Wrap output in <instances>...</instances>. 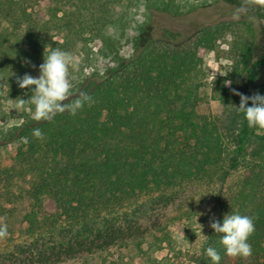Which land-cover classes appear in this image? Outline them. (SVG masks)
<instances>
[{
    "label": "trees",
    "instance_id": "obj_1",
    "mask_svg": "<svg viewBox=\"0 0 264 264\" xmlns=\"http://www.w3.org/2000/svg\"><path fill=\"white\" fill-rule=\"evenodd\" d=\"M200 1L0 0V120H23L3 141H19L18 169L10 176L4 172L7 184L14 175L27 179L23 223L25 235L32 238L20 250L18 264L79 259L84 264H91L90 259L137 264L115 257L126 249L145 252L148 230L127 218L135 202L190 182L223 186L245 160L247 173L228 201H220L216 220L222 223L226 214L252 217L253 254L247 259L226 256L222 234L210 227L193 264H213L205 254L208 247L219 252L220 264H264V130L249 128L241 113L235 154L224 167L225 136L211 115L197 112L209 53L228 62L222 79L225 97L240 104L233 90L243 77L246 96L264 95V51L257 52L264 46V6L247 4L251 13L238 19L187 30L173 26L184 13L197 10ZM139 3L146 11L145 23L130 13ZM60 35L62 41L56 40ZM97 40L99 56L110 65L84 75L72 90V99L81 92L91 95V105L75 116L66 111L39 122L25 113L34 111L32 106L16 108L20 98L32 95L31 89L18 86L17 78L39 76L45 48V54L59 48L72 58L80 51L85 58ZM36 128L43 140L33 136ZM251 143L254 148L245 159ZM45 200L53 203L52 212ZM160 262L149 257L145 264Z\"/></svg>",
    "mask_w": 264,
    "mask_h": 264
},
{
    "label": "rangeland",
    "instance_id": "obj_2",
    "mask_svg": "<svg viewBox=\"0 0 264 264\" xmlns=\"http://www.w3.org/2000/svg\"><path fill=\"white\" fill-rule=\"evenodd\" d=\"M200 3L197 10L188 15L184 13L180 22L173 26L187 30L199 23L238 19L251 13V6L245 5L244 0H201ZM41 9L45 12L44 7ZM130 13L140 23L147 21L146 11L141 3L133 7ZM61 37L57 36L56 40L62 41ZM100 45L101 42L98 40L93 42L92 52L85 58L80 51L74 54L69 70L72 90L84 75H88L94 69H106L110 65L99 56ZM222 47L227 48L226 45ZM261 51H264V46L257 49L258 54ZM128 53L130 49L126 48L124 54ZM204 63L207 77L204 80L202 100L197 106V112L201 115H211L225 136L227 153L223 164L227 167L228 161L235 154L237 144L233 138L240 130L242 114L236 108L239 105L234 98L225 97L222 93L224 88L222 79L228 70V62L218 59L214 53H209L205 56ZM234 90L246 94L245 77L236 84ZM25 113L33 117L34 111L27 109ZM22 122L18 116L10 122L0 120V226L6 224L8 231L6 238H0V264H18L21 259L20 250L32 243V238L25 235L26 226L23 223V216L29 205L27 179H20L14 175L7 184L8 175L4 172L8 170L10 176L14 169H18L15 156L19 141L7 143L3 141L7 137V132ZM254 145L251 143L248 146L245 159ZM248 163L249 160H245L240 168L234 170L223 186L214 181L190 182L174 190L140 198L132 205L129 210L130 216L127 218L132 224L142 223L143 228L148 230L150 238L143 245L145 252L126 249L115 253V257L120 256L125 261H134L137 264H145L149 257L161 261V264H193L210 229V221L218 218L221 203L227 202L233 190L238 187L247 173ZM45 208L52 212L53 203L45 200ZM86 261L91 264L99 263L96 259ZM84 263L85 259H79L66 264Z\"/></svg>",
    "mask_w": 264,
    "mask_h": 264
},
{
    "label": "clouds",
    "instance_id": "obj_3",
    "mask_svg": "<svg viewBox=\"0 0 264 264\" xmlns=\"http://www.w3.org/2000/svg\"><path fill=\"white\" fill-rule=\"evenodd\" d=\"M244 2L264 6V0H244ZM45 52L44 61L39 66L38 77L26 73L17 78L18 86L21 89H31L32 95L27 100L20 98L16 108L22 109L26 105L32 106L34 108L33 118L38 122L51 121L57 114H63L66 111L75 116L85 104L91 105L93 98L91 95L81 92L75 99H72L73 92L69 70L73 58L70 53L59 48H53L47 54ZM225 83L226 85L230 84L229 81ZM233 94L240 96V104L236 108L244 115L248 127L264 130V95L256 92L251 96H246L235 90H233ZM249 101L251 106H249ZM33 136L40 140L44 139V134L39 128L33 130ZM25 142H27V138H25ZM209 226L215 233L222 234L220 243L226 256L244 259L252 256L253 249L249 243L250 237L255 232V223L252 217L226 214L222 223L212 219ZM7 236V225L0 226V238ZM205 254L213 264H220L221 255L215 248L208 247Z\"/></svg>",
    "mask_w": 264,
    "mask_h": 264
}]
</instances>
